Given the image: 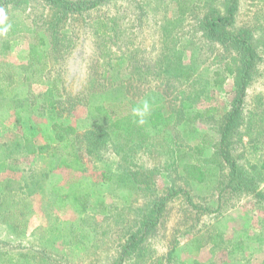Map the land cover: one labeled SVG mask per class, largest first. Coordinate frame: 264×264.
<instances>
[{
    "label": "rangeland",
    "instance_id": "1",
    "mask_svg": "<svg viewBox=\"0 0 264 264\" xmlns=\"http://www.w3.org/2000/svg\"><path fill=\"white\" fill-rule=\"evenodd\" d=\"M69 1L97 4L79 13L56 10L43 0L0 5V24L8 17L21 19L41 39V58L47 63L46 69L31 64L30 34H20L24 37L0 49V90H6L5 73L13 75L9 91L18 94L17 100L39 103V95L53 87L55 95H62L55 97L60 101L56 119L80 124V130L86 127L82 119L88 103L108 89L134 102L147 96V106H160L174 118L166 131L150 135L140 148L127 147L126 139L114 136L121 150L111 147L86 157L85 174L52 170L46 156L15 153L0 162V181H21L28 195L0 193V217L7 221L0 222V264H115L126 239L164 197L158 222L141 241L139 255L122 264H264V0ZM230 5L232 24L225 30L240 33L255 57L240 118L223 146L243 175L239 184H229L228 165L216 169L207 182L185 183L175 165L177 155L204 170L215 167L218 130L236 95L234 75L242 52L231 41L210 38L203 25L206 15H226ZM168 60L190 70V80L160 72ZM74 97L79 101L73 106ZM11 105H0V143L10 144L31 131L29 121L39 125L33 131L37 141L52 138L48 110L21 111L17 116L25 123L17 125L20 109ZM123 107L114 109L112 117L117 126L130 128L133 120L125 117L133 108L128 103ZM196 114L195 137L214 139L199 157L192 152L196 142L184 131L187 117ZM124 170L137 173L140 183L130 186L109 174ZM73 175L91 181L84 214L51 204V190L66 186ZM22 212L24 228L11 230L8 220L18 221ZM22 253L31 256L21 258Z\"/></svg>",
    "mask_w": 264,
    "mask_h": 264
},
{
    "label": "trees",
    "instance_id": "2",
    "mask_svg": "<svg viewBox=\"0 0 264 264\" xmlns=\"http://www.w3.org/2000/svg\"><path fill=\"white\" fill-rule=\"evenodd\" d=\"M28 1L29 0H0V5L17 6L25 4ZM43 1L48 6H51L56 10L70 13H79L92 8L97 4L94 1L80 3H72L69 0ZM232 17L233 9L230 5L226 15H206L203 18V25L207 35L214 40L222 42L231 41L233 46L241 50L243 58H239V62L241 61L240 69H238V72L234 75V85L236 90L235 98L231 104L230 111L225 115V118L221 120L218 130L220 137L215 143L217 151L215 152V162H217V164H214L215 167L207 166L204 170L201 168V166L194 165L190 163V161L184 162V158L181 155H177L175 165L178 167V170L182 175L181 180L185 183H188L189 181L192 183H203L215 175L216 169L223 168L224 166L228 165L230 170V176L228 178L229 184H239L236 182H239V176L243 175L242 170L236 165V162L230 160L227 152L223 150V146L228 135L232 132L233 127L236 125L238 117L240 118L243 103L242 96H244L243 91L247 85L250 74L253 71L255 57L252 46L245 41V38L240 36V33L233 34L225 30V27L232 24ZM31 33L33 35H31ZM31 33L30 29L25 26L21 19L17 17L4 18L0 24V49L3 48L7 50L10 46V42L24 37L20 36V34H30L28 43V56L31 64H42V69H46L47 63L45 62V58H41L44 54L41 49V39H36L37 36L34 34L35 32ZM32 38H34V40H32ZM121 61H123V58L120 59V62ZM118 62L119 60L116 62V65L119 64ZM160 72L165 75L175 77L181 82H188L193 76L192 72L181 66L179 61L173 60H168L165 62V66ZM12 79L13 75L11 73L4 74L2 84H4L3 87L7 91L3 89L0 90V105L2 106V103H6L9 105V107H3V109H8L10 106H12L11 104L15 103V107L20 109L15 112V123L17 125L25 123H21V119H19L17 116L21 111L31 112L38 108H40L41 111L48 110L49 115L52 117L50 124L52 138L42 142L37 141L33 131L34 129L39 130V125L29 121V128L31 127V131L28 129V132H22V134L10 144L4 145L3 143H0V162L2 164L6 159L15 153L22 156H46L50 159L48 166L52 170L69 169L81 174H85L88 167L85 160L86 157H97V155H100L101 151H105L107 149L115 148L116 152L121 150L113 140L114 136H117L124 141L126 139V143H124V145L127 147L132 145L140 148L144 145L150 135L159 134L166 131L169 127L170 121H172L174 118L172 114L165 116L161 112L160 106H147L151 102L149 99H146L148 98L147 96L144 99H140L138 102H134L124 97L118 92V90L108 89L107 91L101 92L99 97H95L96 99L88 103L87 115L84 119H82L84 120L83 123L85 122L86 127L83 130H80V124L77 126L60 122L56 119V105L60 103V101H57L55 97H62V95H55V92H53L55 89L53 87L48 88L43 94L39 95V103L33 104L34 100L30 101L27 100V98H24L23 100L15 99L18 94H14L9 91L13 85ZM28 80L29 76H25L23 79L24 82H27ZM70 100L73 106L79 101L76 97L71 98ZM66 101L69 100L65 99L64 102ZM127 103L132 105L133 108L132 115L125 117L133 120L130 128L127 125L117 126V119L115 120L112 117L116 112L114 109H119L121 106H124L123 108H125ZM196 117H200V114H196L195 116L190 115L187 117L186 121H188V124L187 127L184 128V131L188 137L193 138L192 141L196 142L192 148V152L194 151L199 157L203 154L205 149L211 148L214 139L206 138L205 135L202 137L199 136L200 138L195 137L197 134L193 123ZM179 118H181V116H179ZM190 155H192V153ZM109 174L115 176L119 182H123L124 184H128L130 186H136L138 183H140L136 177L137 173H132L128 170H124L122 173L116 175H113L114 173ZM103 175L108 174L103 172ZM86 177L87 176L85 175H73L72 179L67 182L66 186L61 188L54 187L51 190V204L56 209H64L66 207L71 208L75 213L78 214H84L87 212V204L89 195L91 193L89 183L91 181L88 177ZM25 189L26 186L22 185L21 181L14 180L12 178H6L0 181V193L2 195L5 194L8 196H13L15 194H21L26 197L28 195L26 193L27 189ZM169 195H171V193ZM166 199L167 198L164 197L163 199H160L154 203L150 209V212L139 224L136 231L126 239L115 264H122L124 260L130 258V256L132 257L134 254L139 255V245L148 232L154 226H156ZM24 216L25 213L22 212L21 217L17 218L18 221L8 220L9 228L13 231L20 229L21 226H23L20 223L24 222L23 220H25ZM3 221L7 223L6 220H2L0 217V222L4 223ZM19 256L21 258H28V256L31 255L22 253ZM12 259V256H8L9 262H11Z\"/></svg>",
    "mask_w": 264,
    "mask_h": 264
},
{
    "label": "clouds",
    "instance_id": "3",
    "mask_svg": "<svg viewBox=\"0 0 264 264\" xmlns=\"http://www.w3.org/2000/svg\"><path fill=\"white\" fill-rule=\"evenodd\" d=\"M0 13H2V10H0Z\"/></svg>",
    "mask_w": 264,
    "mask_h": 264
}]
</instances>
